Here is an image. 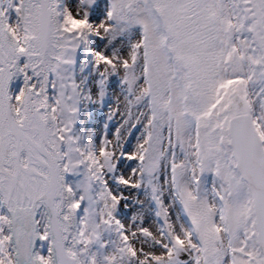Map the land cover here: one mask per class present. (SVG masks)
<instances>
[{
    "label": "snow or ice",
    "instance_id": "6c2138e0",
    "mask_svg": "<svg viewBox=\"0 0 264 264\" xmlns=\"http://www.w3.org/2000/svg\"><path fill=\"white\" fill-rule=\"evenodd\" d=\"M0 264H264V0H0Z\"/></svg>",
    "mask_w": 264,
    "mask_h": 264
}]
</instances>
